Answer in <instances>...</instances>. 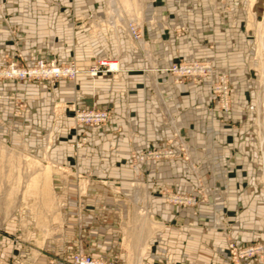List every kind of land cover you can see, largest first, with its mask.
I'll return each instance as SVG.
<instances>
[{
  "label": "crops",
  "instance_id": "obj_1",
  "mask_svg": "<svg viewBox=\"0 0 264 264\" xmlns=\"http://www.w3.org/2000/svg\"><path fill=\"white\" fill-rule=\"evenodd\" d=\"M10 1L4 3V13L10 23L23 26L19 40L25 54L52 53L61 62L87 63L105 55L118 60L113 78L59 79L53 89L44 82L18 88L28 102L33 152L57 168V219L48 217L42 240L29 246V264H49V259L76 250L123 264V237L127 231L132 234L135 218L130 157L170 140L175 144L173 131L184 141L188 160L138 164L154 218V228L137 247L143 245L141 264H229L227 237L211 225L214 214L229 225L228 238L234 242L264 240L260 103L259 96L253 100L244 59L251 42L237 16L229 19L221 4L208 6L200 0H139L134 17L125 10L122 18L139 20L140 40L133 43L124 22L111 21L107 0ZM92 13L95 27L72 29V14L82 18ZM7 40L0 39V54L11 51ZM192 58L206 59L230 76L234 92L229 117L212 107L208 79L180 81L166 71L172 62ZM72 104L106 108L110 118L103 127H76ZM197 176L207 201L194 207L172 205L155 191L166 187L192 193ZM138 225L145 235V227ZM26 247L2 240L0 264H21ZM124 264L135 263L125 259ZM242 264L261 263L251 258Z\"/></svg>",
  "mask_w": 264,
  "mask_h": 264
},
{
  "label": "rangeland",
  "instance_id": "obj_2",
  "mask_svg": "<svg viewBox=\"0 0 264 264\" xmlns=\"http://www.w3.org/2000/svg\"><path fill=\"white\" fill-rule=\"evenodd\" d=\"M200 1H203L202 3L208 6H220L221 4L223 9L227 11L229 19L231 16H237L238 20L242 21L241 30L244 33L245 38L250 39L251 42L248 53L244 57L246 61L245 63L249 67L247 78L249 79V84L253 85V100L255 101L257 96L262 97L264 92L262 93L261 91V75L259 69L264 68V0ZM10 2V0H0V39H8V45L11 46V51L9 53L5 52L0 54V242L2 240H6L15 245L20 244V246H27L22 250L25 253L23 254L24 259H20V263L29 264L31 262L27 258L30 254L29 246L33 245L34 241H37L36 243H40L39 241L42 240L43 233H41V229L45 224H48V217L52 216V221L56 218L58 207L56 204V188L54 186L53 178L55 177L54 173L57 172V168L52 166L53 163L47 161V157L45 155H37L33 152V148L35 146L28 139L33 132L30 128V123L27 117L28 102L27 98L24 97V90H18V88L22 85H32L37 82H44L49 89H53L59 79L74 80L79 77H89L91 79L113 78L115 73L106 76L80 74L74 77L58 76L52 78L43 76L42 74H32L27 72L24 75H21L20 73L12 74L9 70L11 66L19 70L29 72L30 69H34V66L40 60L43 62L54 60L55 63L59 65L77 64L84 68L90 66L92 61L95 62V57H92L87 63H83V61L75 60L61 62L58 61L52 53H41L37 56L25 54L21 49L19 40L23 37V26L19 23H10L8 20V14L4 13V3ZM117 3L118 15L111 13L108 7L109 13L116 20L114 21L112 18L111 21L114 23L124 22L122 18L124 17L125 10H131V15L134 17L133 14H135L139 7V0H117ZM71 20L73 30L85 26L89 29H92L93 26L95 27L94 13L89 15L85 14L82 18H79L78 15L72 14ZM127 21H134L140 25L138 19L135 20L134 18H127L123 23L124 30H126L125 24ZM139 40L140 38L138 40L131 41L133 43H138ZM3 46V43L0 42V50ZM248 89L250 90L251 87H248ZM255 105L256 104L254 102V107L252 104L254 111L251 112L254 116L256 115L257 109ZM55 108L53 110L56 111ZM75 108L74 104H72V118L76 127L86 126L99 128L78 123L74 116ZM245 109L248 110V108ZM238 116L240 115L238 114ZM260 131L261 129L259 126V133ZM78 142L74 143L75 147L79 146L77 145ZM169 143L173 144L171 140ZM260 146L262 149L261 159L263 162V147L258 143L259 151H261ZM133 173L134 178L132 180L135 187L132 196V203L134 205L133 216L135 218L130 226V230L133 231L131 232L132 234L130 233L131 235H129L127 231L125 232L126 236L123 237L124 245L123 250L120 252L123 264L125 263V259L127 262L130 261L135 264H141V252L143 250V245L138 250V244H140V242L144 244V239L154 228V218L148 211V193L145 190L143 180H141V172L138 171V173ZM197 178L200 177H196V183ZM259 180L261 185H264V164H262ZM138 183H140V186L137 185ZM138 189H141V191H138ZM136 193L138 198L134 199V194ZM144 209L145 213L141 214L140 212ZM125 219L126 217L124 216L122 224L124 225V230H127L129 223H126L127 225L124 224ZM138 224L145 227V235L144 231ZM7 229L12 231V234L5 233L4 230ZM46 233L47 232H45L44 235ZM134 243H137V245L134 246ZM71 252H65L62 257ZM52 259L56 260L58 258ZM113 260L116 264L117 261L115 259Z\"/></svg>",
  "mask_w": 264,
  "mask_h": 264
},
{
  "label": "built area",
  "instance_id": "obj_3",
  "mask_svg": "<svg viewBox=\"0 0 264 264\" xmlns=\"http://www.w3.org/2000/svg\"><path fill=\"white\" fill-rule=\"evenodd\" d=\"M126 32L131 40H138L141 36L139 25L134 21H127L125 24ZM10 72L42 74L52 78L58 76H76V75H112L118 70V62L115 57L102 56L95 58L90 66L81 67L77 64L59 65L54 60L49 62L38 61L34 69L29 72L10 67ZM166 71L175 76L178 80L191 79L199 83L204 79L209 80L208 97L212 107L222 113L224 116L231 115V103L233 86L230 78L225 71H216L210 61L201 58L181 59L171 63ZM110 112L105 108H75V119L78 123H83L95 127H101L109 119ZM239 117V116H237ZM175 144L169 143L161 147H146L131 155V168L133 172L138 173L139 163L147 161H160L164 159L182 158L189 159L184 141L179 137L177 131H173ZM84 139L77 143L80 146ZM198 177V176H197ZM141 180L142 176H141ZM133 182V181H132ZM155 191L161 193L165 200L175 206H196L200 201H207L204 187L200 178H197L196 187L192 193H177L166 187H158ZM212 227L219 229L227 237L226 253L229 264H242L246 259H255L258 263L264 264V240H254L247 244L236 243L228 238L229 225L218 219L214 214ZM49 264H115L113 259L104 255H94L81 250H76L61 259H49Z\"/></svg>",
  "mask_w": 264,
  "mask_h": 264
},
{
  "label": "bare ground",
  "instance_id": "obj_4",
  "mask_svg": "<svg viewBox=\"0 0 264 264\" xmlns=\"http://www.w3.org/2000/svg\"><path fill=\"white\" fill-rule=\"evenodd\" d=\"M117 0H108V7L111 11V13H115L114 15H118V6H117ZM260 75H261V91L264 92V68H260ZM259 103H260V118L258 120V125L260 126V133H259V145H262L263 147V157H264V95L262 94V97L259 96ZM259 108V107H258ZM259 110V109H258ZM261 149V146H260ZM262 153V149L260 151ZM263 164H264V158H263ZM137 185L140 186V183ZM137 194V193H136ZM140 206V205H139ZM141 214L144 213V210L140 212Z\"/></svg>",
  "mask_w": 264,
  "mask_h": 264
}]
</instances>
